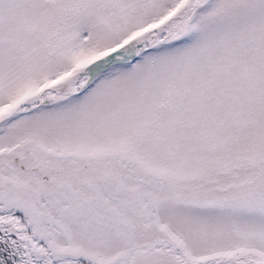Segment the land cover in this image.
I'll return each instance as SVG.
<instances>
[{"label":"snow or ice","instance_id":"snow-or-ice-1","mask_svg":"<svg viewBox=\"0 0 264 264\" xmlns=\"http://www.w3.org/2000/svg\"><path fill=\"white\" fill-rule=\"evenodd\" d=\"M0 264H264V0H0Z\"/></svg>","mask_w":264,"mask_h":264}]
</instances>
